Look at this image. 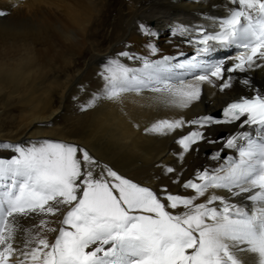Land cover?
Wrapping results in <instances>:
<instances>
[{
  "label": "snow or ice",
  "instance_id": "obj_1",
  "mask_svg": "<svg viewBox=\"0 0 264 264\" xmlns=\"http://www.w3.org/2000/svg\"><path fill=\"white\" fill-rule=\"evenodd\" d=\"M228 4L227 14L216 21L218 30L201 27L189 42L197 45L198 56L240 50L230 67L224 60L173 65L169 57L120 53L143 59L142 68L110 60L100 74L103 90L81 110L145 90L158 94L155 99L167 107L186 109L200 100L203 84L219 80L224 91L232 87L231 73L264 67V0ZM177 32L185 35L188 29L181 26ZM223 117L165 118L145 129L167 136L195 126L175 141L184 159L201 141L218 142L202 129L235 122L248 126L221 138L224 147L210 159L224 163L198 168L190 179L176 177L173 183L191 194L134 182L79 145L51 139L29 145L0 142V149H13L10 157H0V264H264V94L228 104ZM225 149H235L236 155L222 156ZM164 171L176 175L172 167ZM57 215H62L58 228L49 227L54 221L48 219L34 226L40 229L36 232L21 225L24 219ZM44 232L56 233L54 240Z\"/></svg>",
  "mask_w": 264,
  "mask_h": 264
},
{
  "label": "bare ground",
  "instance_id": "obj_2",
  "mask_svg": "<svg viewBox=\"0 0 264 264\" xmlns=\"http://www.w3.org/2000/svg\"><path fill=\"white\" fill-rule=\"evenodd\" d=\"M228 7V0H0V142L29 145L51 139L79 145L134 182L153 190L167 187L173 193L191 194L192 190L173 183L176 177L190 179L198 168L224 163L210 157L224 147L223 140L250 130L248 126L241 128L235 122L202 129L218 142L201 141L195 146L198 150L184 159L175 141L195 126L167 136L145 129L165 118L223 120L230 100L254 91L264 94V67L232 73V87L224 91L219 80L214 86L203 84L200 100L186 109L167 107L148 90L126 93L116 102L104 100L84 111L81 106L103 90L100 74L110 60L142 68L143 59L120 53L150 60L169 57L173 65L224 60L227 67L240 50L218 49L198 56L189 36L196 24L212 23ZM181 26L188 29L185 35L177 32ZM150 45L157 48L155 53ZM225 154L235 156L236 150L225 149L221 155ZM11 155L13 149H0V157ZM166 167L174 168L176 175L166 173ZM41 219L54 221L49 227L58 228L62 215L35 216L21 220V225L36 232L40 229L34 226ZM43 234L50 242L56 235Z\"/></svg>",
  "mask_w": 264,
  "mask_h": 264
},
{
  "label": "rangeland",
  "instance_id": "obj_3",
  "mask_svg": "<svg viewBox=\"0 0 264 264\" xmlns=\"http://www.w3.org/2000/svg\"><path fill=\"white\" fill-rule=\"evenodd\" d=\"M216 117H217V115H216ZM206 153L209 154V150H206Z\"/></svg>",
  "mask_w": 264,
  "mask_h": 264
}]
</instances>
